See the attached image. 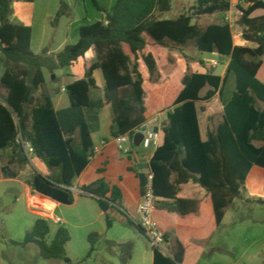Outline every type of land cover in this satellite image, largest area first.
<instances>
[{
  "label": "trees",
  "instance_id": "obj_1",
  "mask_svg": "<svg viewBox=\"0 0 264 264\" xmlns=\"http://www.w3.org/2000/svg\"><path fill=\"white\" fill-rule=\"evenodd\" d=\"M12 1L0 0V54L9 61L0 77V88L6 91L4 97L0 95V150L10 147L13 160L27 163L17 141L28 142L34 157L53 174L57 172L56 177L35 172L26 182L30 190L64 205L87 195L105 214L109 226L107 210L119 208L122 201L118 186L106 175L110 149L105 147L93 160L98 178L80 187L81 195L68 190L89 164L94 146L84 109L109 105L113 137L134 135L152 116L166 110L163 142L148 167L154 195L173 200L178 216L173 252L164 256L153 249L152 264H197L204 251L200 243L215 233L225 209L244 189L251 168L264 169V109L260 108L264 105V0H241L236 7L242 37L255 48L234 46L227 22L204 28L192 23L194 16L228 12L229 0H194V13L175 19L156 16L170 11L172 0H112L108 9L91 0L101 13L100 20L81 21L77 42L56 55L54 68L73 67L91 47L96 58L83 65V78L64 87L70 105L57 111L45 88L43 59L30 51L31 29L7 21ZM62 7L56 18L62 15ZM166 41L192 43L200 53L229 58L225 74L181 71L165 51ZM96 69L102 73L104 88L103 98L94 100L89 93L96 87L92 77ZM229 76L234 78L235 89L224 102L222 87ZM114 150L118 152L116 146ZM1 176H6V170L0 166ZM137 176L142 192L146 177ZM48 234L47 221L37 219L22 243H11H34L43 259L69 263L68 230L59 227L46 243ZM96 238L95 233L87 237V258Z\"/></svg>",
  "mask_w": 264,
  "mask_h": 264
},
{
  "label": "crops",
  "instance_id": "obj_2",
  "mask_svg": "<svg viewBox=\"0 0 264 264\" xmlns=\"http://www.w3.org/2000/svg\"><path fill=\"white\" fill-rule=\"evenodd\" d=\"M14 1V2H13ZM10 4L11 13L7 18V21L12 24H20L23 26H27L31 29V41H30V51L32 54L36 56H41L43 59V65L41 71L43 73V77L45 80V88L47 89L50 99L53 105V108L57 110H62L67 107H69V99L67 97V94L65 91H62V88H64L66 85L72 83L73 81L79 80L83 78L84 70L83 65L85 63L89 64L95 61V51L94 48L91 47L84 55L82 59H80L73 67L70 68H63V69H55L56 63V55L59 54L64 47L68 45H73L78 40V28L81 24V21L86 18L89 23L95 22L100 20L101 13H99L94 5V11L92 10L88 15L87 11L84 7V11H82L81 7L79 9H76V2H64L63 0H57L50 3L51 11H49V5L43 4V8L39 9L38 12L34 10V3L33 2H25V4H20L19 1L13 0ZM24 2V1H23ZM13 3H15V7L13 6ZM112 3V0H107V5H99V7H103L105 9H108ZM63 5L62 9L64 10V13L58 18V20L54 23V27L49 25V21L51 18L56 16L58 10H55V5ZM48 9V11H47ZM232 9H230L228 12L223 13L225 18H231L233 15ZM83 13L86 15L84 16ZM235 21L236 24H238V19L240 17V13L235 14ZM162 19V18H159ZM232 24H230L231 28V34H232V42L234 46H241V47H249V48H255L256 45L254 43L248 42L243 39L242 37V30L240 29L239 32H235L232 30ZM189 44V43H188ZM184 46V45H181ZM194 46V45H193ZM180 50V49H179ZM179 50H177L179 52ZM165 51L173 58H175V63L181 68V71L186 72L187 69V63L183 62L182 60H179L176 58L173 54V51H169L168 41H166V47ZM203 54H210L215 57H221L226 60L225 64L223 65L222 70L220 73H214L210 68L214 67L213 63L216 62V65L218 62L216 59H202L201 63H204L203 66L208 68L210 73L217 75L219 77H222L225 74L229 58L218 55L217 53H203ZM262 59V58H261ZM264 61V59H262ZM9 65V64H8ZM7 65V67H8ZM215 65V66H216ZM6 67V68H7ZM79 69V75L74 74L75 69ZM206 71H199V70H193L192 73H208ZM1 77V76H0ZM92 77L95 81V89H91L89 95L92 99H102L103 98V88H104V80L102 77V73L99 69H96L92 73ZM62 78L65 80V83L61 85L57 89H53L52 85L59 79ZM235 89V83L234 79L229 76L223 87H222V99L224 102H227L233 91ZM3 94L0 93L3 97L6 94V91L4 89ZM208 88H205L202 92L204 94ZM53 92V93H52ZM38 95V93H37ZM260 108L264 109V105L260 104ZM166 110H160L158 113H156L154 116L157 115L158 117V123H157V131L160 135V142L159 146L162 145L163 142V132L162 129L167 125V117H166ZM84 115L87 122V125L89 127L90 136L93 145L99 144L102 140L107 141L106 148L110 149V155L111 161L109 163V166L107 168V179L111 184L117 185L121 195H122V201L120 204V207L112 206L107 210V216L108 218H112V222L109 226L106 225L107 230L112 229L114 225L115 219L120 218L119 212L125 214H134L135 208L137 204L140 201L141 197V182L137 175H143L149 171V161L153 156L154 151L156 150V147H149V148H143L142 146L135 147L133 145V141L130 140L129 143L126 145L128 149H130V155L129 156H123L119 152H115V144L113 142V136H111L109 128L112 122V113L111 108L109 105H104L103 108L99 110H88L84 109ZM154 116H152L150 119H152ZM149 119V120H150ZM220 120V117H217L215 119V122L218 123ZM103 122L104 125H103ZM158 146V147H159ZM151 148V149H150ZM150 149V150H149ZM99 156V155H98ZM96 156L94 159L96 160L98 158ZM93 159V160H94ZM93 160L89 162L87 167L82 171V173L73 181L72 188L79 189L82 186L89 185L94 180L98 178V176L95 174V168L93 166ZM121 160H128L127 162H123ZM0 166L3 167L6 170V176H1L0 181H6L9 183H18L26 187L28 193L30 195L37 194L38 193L32 192L29 188V186L26 184L28 180L31 179L33 174L35 172L42 174L43 176L47 177H56L57 172L53 174L40 160L37 158H34L31 163H22L17 162L12 159V149L10 147L4 148L0 150ZM257 166H253L247 175L244 189L241 190L240 196L238 198H235L232 203L228 206V208L224 211L223 219L218 226L217 230L220 228L221 225H223L226 221V219L231 218V214L229 213V207L235 203L237 199H240L241 195L245 193L246 191V183L248 180V177L250 173L252 172L253 168ZM129 169L133 170V174L129 172ZM13 175V176H12ZM42 196V195H40ZM44 197V196H42ZM46 200L42 201L44 204H47L48 206L52 207L53 209H60L61 203H58L56 201H53L47 197H44ZM93 200V199H92ZM95 202V200H93ZM78 203V197L75 199L73 204L67 205V206H76ZM96 203V202H95ZM97 204V203H96ZM98 206V205H97ZM73 209V208H68ZM94 210H88L87 208H76V213L74 215H70V219L64 222V224L67 226V230L71 237V230H77V229H85L86 230V236L88 237L89 234L96 232L98 236H101L102 240H95V246L94 251L88 258V260H95L99 261L100 264H110V261L108 258L99 256L100 250H109L113 245H119L123 247H127L130 250V256H128V262L126 264H152L153 263V249L147 242V240L144 238V236L137 230L136 236H128L127 233H123L119 239H116L112 236H107L108 231L105 232L103 228L101 227H95V225H100V223H97L99 219H105V214L100 210V208H93ZM118 212V213H117ZM230 214V215H229ZM178 216L177 211V205L173 200L170 199H164L159 198L156 203L155 211H154V218L159 226V228L163 231L165 235V246L169 242V238L171 237L174 243V229L175 224ZM73 218V219H72ZM127 219V217H126ZM118 221V220H117ZM134 227V226H133ZM215 231V233L217 232ZM215 233L207 240V242L215 235ZM148 244V248L142 246V242L144 240ZM88 241V239H87ZM105 242L104 244L102 242ZM70 242V241H69ZM68 242V243H69ZM206 242V241H205ZM67 243V244H68ZM89 243V242H88ZM203 243V242H202ZM66 244V247H67ZM201 244V243H200ZM175 246V244H174ZM171 248L167 251L169 254L173 252L174 250ZM65 247V249H66ZM90 246L85 249V251H82L84 256H87V253L89 251ZM106 248V249H105ZM132 250V251H131ZM203 255L205 253V249L203 247ZM199 259L197 264H200V261L203 257ZM99 264V263H98Z\"/></svg>",
  "mask_w": 264,
  "mask_h": 264
},
{
  "label": "rangeland",
  "instance_id": "obj_3",
  "mask_svg": "<svg viewBox=\"0 0 264 264\" xmlns=\"http://www.w3.org/2000/svg\"><path fill=\"white\" fill-rule=\"evenodd\" d=\"M54 1L57 0H36L33 5L34 10L38 12V8H43V4L46 3V5H49V11H51L50 3ZM63 1L76 2V9L80 7L82 11L86 9L87 15L92 10L94 11L91 0ZM95 1L97 5H107V0ZM19 3L27 4L23 1H19ZM13 6L15 7V3H13ZM195 6L194 0H172L170 11L160 14L156 13V16L162 19H175L180 14L194 13ZM59 8L58 5H55L54 9L58 10ZM232 10H234L232 19L225 18L223 13L216 12L212 15L194 16L192 23H196L199 28H204L210 24L226 22V19H228L232 20L231 24L233 25L232 30L234 33L239 32L241 27L235 21V14L238 11L235 8ZM61 13H64L63 9H61ZM83 15L85 16L86 14L83 13ZM57 20L58 18L54 16L48 23L54 27V21L56 22ZM86 21L88 20L84 18L82 23H86ZM168 46L169 51H173L176 58L187 63L186 72L189 74L193 70L208 72L209 69L203 66L204 63H201L202 59L205 58L216 59L218 62L216 66L210 68L214 73H220L226 62L224 58L200 53L192 43L181 46L168 41ZM173 59L175 60V58ZM262 59H264V56ZM8 64L9 61L0 54V76ZM74 74L79 75V69L76 68ZM231 78L234 79L233 76ZM64 83L65 80L59 78L52 85V88L57 89ZM2 92L3 90L0 88V93L3 94ZM245 187V193L229 207L231 218L226 219L225 223L220 226L208 242L201 243V246L205 249V253L200 264H264V169L254 167ZM44 200L46 199L40 195H30L26 187L21 184L0 181V264H100V260H88L89 257L87 258L82 254V251H85L89 245L85 229L71 230L70 242L67 244V247L65 246L69 263L58 259H43L38 246L34 243L24 245H13L11 243L12 241L22 243L25 234L32 229L37 219L47 221L49 234L45 241L46 243H50L59 227L67 229L64 222H55V217L66 221L70 219V215L76 213V208H87L89 211L94 210L93 208H98L92 198L87 195L79 196L76 206L61 205L60 209H53L44 204L42 202ZM259 200L262 203H259ZM118 214H120V218L117 219L118 221L113 217L115 220H113L114 225L112 229L107 230L106 219L104 218L99 219L97 223H100V225H95V227L101 226L105 232L108 231L107 236H112L116 239H119L123 233H127L130 237H135L137 229L128 222L123 213L119 212ZM108 219L110 225L112 218ZM94 233L97 234L96 232ZM96 240L101 241V236L97 234ZM102 243L104 244L105 242L103 241ZM142 246L148 248L145 240L142 242ZM173 246L174 243L170 237L166 248L171 250ZM130 253L127 247L117 244L113 245L109 250H100L99 256L108 258L110 264H126L128 256L131 255Z\"/></svg>",
  "mask_w": 264,
  "mask_h": 264
},
{
  "label": "built area",
  "instance_id": "obj_4",
  "mask_svg": "<svg viewBox=\"0 0 264 264\" xmlns=\"http://www.w3.org/2000/svg\"><path fill=\"white\" fill-rule=\"evenodd\" d=\"M241 0H229L230 9H233L239 5ZM232 20L226 19V22L230 25ZM216 65V62L213 63V66ZM62 91H65L62 88ZM157 123L158 117L154 116L152 119L148 120L144 123L140 128L136 129L134 135L137 133L142 134V140L139 146L143 148L149 147H158L160 142V135L157 131ZM129 136L127 134L119 135L113 138V142L118 150V152L123 156L130 155V149L126 147L130 140H132L133 136ZM18 143L21 144L26 159L29 163L35 158L33 154V150L28 142L23 141L21 138L18 139ZM107 146V141L102 140L99 144L94 145L90 155L88 156V160L92 161L96 156H98L101 151ZM146 181L142 187L140 201L135 208L134 214H125L127 219L130 220L136 227H138L144 238L147 240L152 249L157 250L164 256H169V252L165 246V235L163 231L159 228L155 218L154 211L156 207V203L158 201V197H156L153 193L152 189V179L153 174L148 171L145 174ZM69 191L73 195H81L82 192L77 188H68ZM55 222L60 223L61 220L58 217H55Z\"/></svg>",
  "mask_w": 264,
  "mask_h": 264
},
{
  "label": "water",
  "instance_id": "obj_5",
  "mask_svg": "<svg viewBox=\"0 0 264 264\" xmlns=\"http://www.w3.org/2000/svg\"><path fill=\"white\" fill-rule=\"evenodd\" d=\"M141 140H142V134H141V133H137V134H135V135L133 136V138H132L133 145H134L135 147H138L139 144H140V142H141Z\"/></svg>",
  "mask_w": 264,
  "mask_h": 264
}]
</instances>
